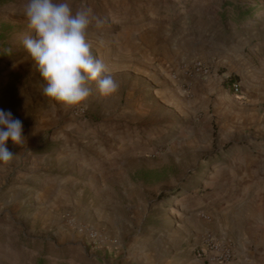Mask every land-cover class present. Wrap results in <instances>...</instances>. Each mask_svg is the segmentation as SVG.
I'll list each match as a JSON object with an SVG mask.
<instances>
[{
  "label": "rangeland",
  "instance_id": "1",
  "mask_svg": "<svg viewBox=\"0 0 264 264\" xmlns=\"http://www.w3.org/2000/svg\"><path fill=\"white\" fill-rule=\"evenodd\" d=\"M226 1L263 10L238 28ZM24 2L0 0V109L25 137L7 142L16 156L0 168V264H264L253 239L264 224V139L229 141L212 112L192 111L183 85L200 79L197 63L224 81L264 77V0H71L93 10L92 54L119 84L107 98L89 85L83 116L42 95L25 60ZM228 250L234 259L222 262Z\"/></svg>",
  "mask_w": 264,
  "mask_h": 264
},
{
  "label": "clouds",
  "instance_id": "2",
  "mask_svg": "<svg viewBox=\"0 0 264 264\" xmlns=\"http://www.w3.org/2000/svg\"><path fill=\"white\" fill-rule=\"evenodd\" d=\"M21 15L32 33L23 40L25 60L42 77V95L53 109L85 106L91 84L103 98L118 92L119 84L108 66L92 54L91 38L96 32L91 8L74 11L71 0H25ZM99 27L97 21L95 28ZM24 139L22 121L0 109V168L16 156L6 147L7 142L21 145Z\"/></svg>",
  "mask_w": 264,
  "mask_h": 264
},
{
  "label": "crops",
  "instance_id": "3",
  "mask_svg": "<svg viewBox=\"0 0 264 264\" xmlns=\"http://www.w3.org/2000/svg\"><path fill=\"white\" fill-rule=\"evenodd\" d=\"M261 71V70H260ZM258 71V72H260ZM262 73V72H261ZM237 80L242 87V95H235L232 90L225 85L224 79H219L216 72L206 78H190V81L183 83L187 85L193 94V112L202 110L206 114L212 112L211 121L215 122L219 130L226 128L227 138L232 139L230 135L239 132V138H246L251 135L254 140L264 139V77L253 72V76L240 75L236 73ZM175 91V90H174ZM170 91L171 96L176 92ZM181 94L177 92V94ZM183 97L185 96L184 94ZM214 96V98H212ZM181 99V98H178ZM213 101V102H212ZM174 106L178 105L177 100L171 101ZM184 102V101H183ZM172 104V105H173ZM170 105V102H168ZM197 106V107H196ZM213 107V108H211ZM213 109V110H211ZM216 112V113H215ZM185 117H190L189 113H185ZM206 116V115H205ZM254 126L253 133L246 132L247 128ZM263 175H264V159H262ZM253 239L256 242V254L264 257V224L259 225L255 230ZM252 262L256 258L247 255Z\"/></svg>",
  "mask_w": 264,
  "mask_h": 264
},
{
  "label": "built area",
  "instance_id": "4",
  "mask_svg": "<svg viewBox=\"0 0 264 264\" xmlns=\"http://www.w3.org/2000/svg\"><path fill=\"white\" fill-rule=\"evenodd\" d=\"M193 73H194L195 76L205 79V78H208L211 75L212 72L204 64L197 63L193 67ZM231 90L237 96L242 95V87H241V84L238 81H235L233 83ZM86 111H87V109L82 106L80 108H76L75 109L74 115L75 116H83L84 114H86ZM68 222L71 225H73V224L76 223L73 218H68ZM76 227H77V229H78V231L80 233L87 234L88 237L90 239H92L93 241H95V242L100 241V238L98 236V233L95 230H93L91 228L89 229V228H86V227H83V226H80V225H78ZM204 254H205V251L204 250H200V251L197 252V257L198 258H202L204 256ZM221 259H222L221 260L222 262H229V261H231L232 259H234V252H232V250L226 251L225 255Z\"/></svg>",
  "mask_w": 264,
  "mask_h": 264
},
{
  "label": "trees",
  "instance_id": "5",
  "mask_svg": "<svg viewBox=\"0 0 264 264\" xmlns=\"http://www.w3.org/2000/svg\"><path fill=\"white\" fill-rule=\"evenodd\" d=\"M230 5L231 4L229 5L227 4V1L225 2V6L223 10V17L224 19L231 17V22H233L238 28H242L243 25H245L248 20L254 18V16L258 15V13L263 10L262 6H260L259 4L248 3V4L238 5V6L237 5L230 6ZM228 8H231V9L234 8V11L228 12ZM227 13H229L228 16H227ZM3 27L5 31H11L15 28V26H12L11 24H6V23L3 24ZM4 33L5 32H2L0 34V42L4 40L5 38ZM235 81H238L237 77L231 75L225 81V85L231 89Z\"/></svg>",
  "mask_w": 264,
  "mask_h": 264
}]
</instances>
